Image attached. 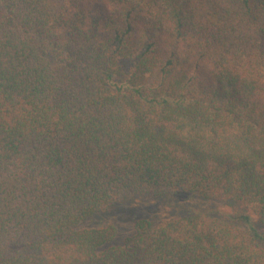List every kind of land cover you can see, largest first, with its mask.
<instances>
[{
	"label": "trees",
	"instance_id": "obj_1",
	"mask_svg": "<svg viewBox=\"0 0 264 264\" xmlns=\"http://www.w3.org/2000/svg\"><path fill=\"white\" fill-rule=\"evenodd\" d=\"M0 264H264V0H0Z\"/></svg>",
	"mask_w": 264,
	"mask_h": 264
},
{
	"label": "rangeland",
	"instance_id": "obj_2",
	"mask_svg": "<svg viewBox=\"0 0 264 264\" xmlns=\"http://www.w3.org/2000/svg\"><path fill=\"white\" fill-rule=\"evenodd\" d=\"M135 204H131V205H128L124 210H122V212H120L119 217H124L128 220V222L126 221L125 223H127L125 226H121V236H125L128 231H129V226H130V221H132V219H134L135 215H136V212L135 213H132L130 211V207L133 206L134 207ZM145 207L147 206H156L153 208L150 207V209H144L141 214H145L146 216H151V215H154V216H159L160 213L162 214H165V212L167 211H170V210H173L171 209V204H169L168 201H165V200H161V199H157V200H150L148 201L147 203L143 204ZM118 214V213H117ZM122 222V221H121ZM124 223V222H123ZM91 224H94L93 222H91ZM124 225V224H123Z\"/></svg>",
	"mask_w": 264,
	"mask_h": 264
}]
</instances>
